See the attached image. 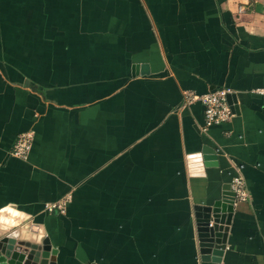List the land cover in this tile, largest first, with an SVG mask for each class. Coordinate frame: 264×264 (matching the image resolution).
<instances>
[{
	"label": "crops",
	"instance_id": "obj_1",
	"mask_svg": "<svg viewBox=\"0 0 264 264\" xmlns=\"http://www.w3.org/2000/svg\"><path fill=\"white\" fill-rule=\"evenodd\" d=\"M263 85L264 0H0V229L38 224L57 264H219L196 206L241 175L222 261L264 264ZM218 88L235 115L203 131L183 92Z\"/></svg>",
	"mask_w": 264,
	"mask_h": 264
},
{
	"label": "water",
	"instance_id": "obj_2",
	"mask_svg": "<svg viewBox=\"0 0 264 264\" xmlns=\"http://www.w3.org/2000/svg\"><path fill=\"white\" fill-rule=\"evenodd\" d=\"M142 72L145 73L144 66ZM139 65H134L133 73H138ZM233 93L228 101L234 109ZM206 152L200 161L192 162L190 169L200 171L204 166L216 162L209 160ZM215 155V154H214ZM225 187L222 197L210 206H196L197 230L203 260L219 263L226 248L228 225L233 212L234 192ZM38 224H25L15 228L0 229V264H57V249L53 248L49 237L38 238Z\"/></svg>",
	"mask_w": 264,
	"mask_h": 264
},
{
	"label": "built area",
	"instance_id": "obj_3",
	"mask_svg": "<svg viewBox=\"0 0 264 264\" xmlns=\"http://www.w3.org/2000/svg\"><path fill=\"white\" fill-rule=\"evenodd\" d=\"M252 91L264 95V85L254 88ZM229 93H232L230 88H218L203 94L192 90H185L183 92V106H188L195 102L203 104L204 124L202 125V130L207 131L210 126L228 122L235 115L234 109L228 101ZM33 140L34 133L32 130L21 132L16 138L11 154L13 156L27 158L30 154ZM231 186L235 193L236 201H247L249 199V192L245 180L241 175L233 178ZM70 199V194H66L59 200L47 203L46 210L49 212L64 214L67 210V205ZM219 264L226 263L221 261Z\"/></svg>",
	"mask_w": 264,
	"mask_h": 264
}]
</instances>
